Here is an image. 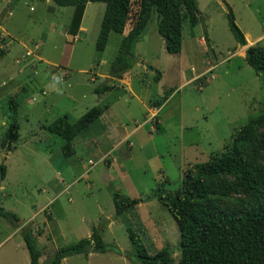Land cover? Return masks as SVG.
Instances as JSON below:
<instances>
[{"label": "rangeland", "instance_id": "1", "mask_svg": "<svg viewBox=\"0 0 264 264\" xmlns=\"http://www.w3.org/2000/svg\"><path fill=\"white\" fill-rule=\"evenodd\" d=\"M225 3L243 36L246 34L242 46L228 30ZM196 5L199 20L191 28L182 22L178 53L164 50L155 30L154 14L148 19L143 38L132 44L134 63L138 62L134 70H147L145 81L138 85L143 92L135 93L144 98L148 92L149 107L159 101L157 115L152 109L145 121L146 110L138 98L124 92L114 80L101 79L110 76L109 64L120 38L110 32L103 51L96 56L94 40L103 3L88 2L81 19L84 31L69 36L66 27L71 6L43 0H0V142L13 115L18 132L15 141L0 147V163L4 166L0 206L17 217L14 222L0 216V264H29L22 227L32 230L41 264L57 248L85 237L83 228L71 229L77 225L71 210L98 219L89 223L90 231L98 232L106 250L70 255L59 264H140L126 222L149 254L166 247L171 263L178 264V229L155 195L175 190L187 169L195 170L225 152L234 130L256 116L264 104L261 76L244 60L248 46L264 48V0H196ZM246 38L254 42L248 43ZM148 70L162 73L158 94V73ZM195 73L199 74L194 81H185ZM56 75H62L63 84L55 83ZM102 84L115 87L98 96L93 89ZM57 87L63 88L62 94L56 93ZM105 104L111 107L115 125L109 145L102 152L87 147L86 142H92L98 130L96 123L90 133L73 139L75 154L64 157L62 140L48 134L45 126L62 115L74 121L90 107ZM13 105L16 113L11 111ZM132 129L114 153L101 156ZM112 157L117 158L113 169L109 165ZM254 162L264 166V154ZM52 168L59 172L57 177ZM76 170L83 171L72 181ZM53 177L64 180L63 186H67L62 194L66 218L53 205L40 208L51 195V185L56 182ZM226 179L232 181L233 177ZM114 190L137 199L132 209L120 216L115 215L111 201ZM234 198L244 204L250 201L241 190L214 197V201L238 208ZM49 209L51 220L44 221L43 213ZM33 213L35 216L30 217ZM108 214L115 216L111 226H107ZM37 225L43 231L39 237L34 233L38 229L33 231Z\"/></svg>", "mask_w": 264, "mask_h": 264}, {"label": "trees", "instance_id": "2", "mask_svg": "<svg viewBox=\"0 0 264 264\" xmlns=\"http://www.w3.org/2000/svg\"><path fill=\"white\" fill-rule=\"evenodd\" d=\"M57 6H71L72 13L66 33L74 36L81 21L87 2L103 3L98 31L94 40V51L98 57L103 51L109 32L122 33L125 25L129 29L121 37L118 49L109 64L108 74L120 78L134 64L132 44L146 28L151 14L156 17L155 29L163 40L166 53L176 54L181 47V25L187 22L193 27L199 20L196 0H50ZM225 18L235 42L242 46L245 39L234 22L231 8L225 3ZM244 60L252 70L261 76L264 83V48L258 44L248 46ZM156 74L155 79H158ZM111 86L101 85L93 89L100 93ZM165 98V96L163 97ZM154 101V106H159ZM15 105V103H14ZM11 111L16 113L15 106ZM103 111V107L92 106L74 121L65 115L58 116L45 126V131L62 140L61 154H73L72 141L77 136L90 133ZM156 129L160 126L156 124ZM18 137L15 116H12L0 147ZM231 144L219 157L210 158L197 169H187L179 186L165 193H157L156 199L167 209L179 233L178 264H264V166L254 162L264 154V104L260 112L248 118L231 135ZM0 175L4 166L0 163ZM233 177L232 181L226 179ZM241 190L250 198L246 204L237 200L238 208L223 207L214 197ZM114 213L120 216L132 209L137 199L128 197L119 190L111 193ZM0 216L10 221L17 217L0 206ZM125 229L131 244L135 247L140 264H172L170 250L161 248L154 254L138 244L130 223ZM89 237L57 248L44 264H59L61 259L74 254L87 255L89 251L103 252L106 244L98 232L92 229ZM21 236L28 252L29 264L38 261L39 250L29 228H21Z\"/></svg>", "mask_w": 264, "mask_h": 264}, {"label": "crops", "instance_id": "3", "mask_svg": "<svg viewBox=\"0 0 264 264\" xmlns=\"http://www.w3.org/2000/svg\"><path fill=\"white\" fill-rule=\"evenodd\" d=\"M40 1H42V0H40ZM43 1H45L46 3L48 2V3H50V1L49 0H43ZM88 3V2H87ZM87 3L85 4V7H84V11H83V14H84V12H85V8H86V5H87ZM50 5V4H49ZM83 14H82V16H83ZM81 19H82V17H81ZM154 21L156 22V17H155V19H154ZM154 26H155V23H154ZM182 26V25H181ZM128 29H129V24L127 23L126 25H125V27H124V29H123V31H122V33H118L119 34V36H120V38H119V40L121 39V37L123 36V35H125L126 34V32L128 31ZM146 29V28H145ZM145 29H144V31H143V33L140 35V37L135 41V42H138V41H140L142 38H143V35H144V32H145ZM156 30V29H155ZM78 31L79 32H83L84 31V28L81 26V21H80V24H79V27H78ZM2 32H4V30L2 29ZM110 33V32H109ZM114 33V32H113ZM67 34V33H66ZM68 35V34H67ZM157 35L159 36V34L157 33ZM70 36V35H69ZM246 36V34L244 33V37ZM261 36H258L256 39H258V38H260ZM159 38H160V40L162 41V43H163V40H162V38L159 36ZM245 39V38H244ZM246 40H247V38H246ZM134 42V43H135ZM201 42H202V40H201ZM251 42H254V41H250L249 43H251ZM181 43H182V36H181ZM138 64V62H135L133 65H132V67L129 69V70H127L126 72H124L122 75H121V77L120 78H116V77H112V76H108V75H104L103 76V78H101V79H108V78H110L111 80H114L115 82H117L119 85H121V87L120 88H122L123 89V91L124 92H128L131 96H135L136 98H138L139 99V101H140V103H141V105L145 108V110H146V112H145V116L144 117H146V119H145V121L148 119L149 120V117H151V115H152V113H153V110L152 109H155V112H156V115H157V109H158V107L159 106H154L153 105V107H149L148 106V92H147V94H145V97L143 98H141V97H139L135 92H139V90L141 91V92H143L142 90H141V88L138 86L139 85V83L140 84H142L144 81H145V78H146V74H147V70H134L135 69V67H136V65ZM141 64V63H140ZM143 66H145L144 64H142ZM149 66H151V65H149ZM154 68V67H153ZM150 73H158V79L156 80V82H155V84H156V88H155V91H156V93L155 94H158L157 93V91L158 90H160L159 88L157 89V86L158 85H160V83H161V81H162V73H161V71L160 70H148ZM205 71H207V70H200L199 71V73H203V72H205ZM199 73H195V74H192L187 80H185V81H194L197 77H198V74ZM98 76H100V74L98 73ZM102 85H104V84H102ZM105 85H108V86H111L110 87V89H112V88H114L115 86V84L114 85H111V84H105ZM123 85V86H122ZM110 89H107V90H104V91H102V92H100V93H96L98 96H100L101 94H104V93H106L107 91H109ZM154 91V92H155ZM95 93V92H94ZM147 100V101H146ZM109 111H111V107L110 106H108V104H105V105H103V112L100 114V116L98 117V120H97V128H98V130L96 131V135L92 138V142L90 141V142H86V144H87V147L88 148H93V149H96L98 152L100 151V152H102V148L104 147V146H106L107 144L109 145V142H110V137L112 136V133L114 132V130H115V125H114V118H111L110 116H113L114 117V115H110V112ZM103 115H105V118H104V116ZM110 119V120H109ZM96 123H95V125H96ZM137 126V125H136ZM135 126V127H136ZM150 128V127H149ZM133 130L134 129H132L131 131H129V132H124L123 133V135H122V137L117 141V142H115L111 147H108V149L101 155V156H103V155H105V154H107V155H109V153H114V150L119 146V144H120V141L121 140H123V139H125V138H127L132 132H133ZM131 144V143H130ZM82 146H83V148H85V149H87V147L86 146H84V144L82 143L81 144ZM81 148V147H80ZM82 149V148H81ZM73 154H75L74 152H73ZM101 158V157H100ZM111 160V162H110V167L112 166V169L114 168L113 167V162H115V160H117V158H115V159H113V157H112V159H110ZM108 165V166H109ZM87 167H84V169H86ZM80 171H83V170H80ZM80 171H78V170H76V171H74V179L72 180V181H75L79 176H80V174H79V172ZM89 171V170H88ZM88 171H87V173L84 175V178H85V180H87L88 179ZM51 172L53 173V175H54V177H57V175L56 174H59V172L58 171H56V170H54L53 168L51 169ZM51 173V174H52ZM53 177V178H54ZM51 180H53V179H51ZM54 180H56L55 178H54ZM64 180H56V182H54L52 185H51V187H52V189L53 190H51V195L47 198V200H46V202L42 205V206H40V208H42L44 205H46L47 207L48 206H51L52 207V205H53V207L55 206L59 211H61V213L63 214V218H66L67 216V205L65 204V202L63 201V196H62V194H63V192L65 193L66 191H67V186H63L64 185ZM59 184V185H58ZM105 186V185H104ZM86 187H90V185L89 184H87V186ZM66 200V202L68 203V204H70L69 203V201H67V199H65ZM70 213H71V217L74 219V221H76V224L77 225H73L72 226V230H75L76 229V227H81V228H83L84 229V232H85V237H89L90 236V234H91V231H90V227H89V223L90 224H94L98 219H96L95 217H92V218H90V216H83V215H79L78 213H76L75 211H73V210H71L70 211ZM44 215H45V218H44V221H45V219L46 220H51V211H50V209L49 210H47V212H44L43 213ZM43 215V216H44ZM33 216H35V213H33L30 217H33ZM114 217L115 216H111V215H105V218H107V226H111L112 224H113V221H114ZM86 218H90V219H88V220H86ZM92 222V223H91ZM78 227V228H79ZM36 229H38V230H36ZM34 230H36V232H34L35 233V235L37 236V237H39L40 236V234H42L43 233V231H42V229L37 225L34 229H33V231ZM32 231V230H31ZM83 238V237H82ZM40 253V252H39ZM39 257H40V254H39ZM39 257H38V259H39ZM65 259V257L64 258H62L61 259V261H63ZM39 261V260H38Z\"/></svg>", "mask_w": 264, "mask_h": 264}, {"label": "clouds", "instance_id": "4", "mask_svg": "<svg viewBox=\"0 0 264 264\" xmlns=\"http://www.w3.org/2000/svg\"><path fill=\"white\" fill-rule=\"evenodd\" d=\"M53 79L55 81L56 84L60 85V84H63V77L62 75H56V76H53ZM55 91L56 93L59 95V94H62L63 93V88L61 87H57L55 88Z\"/></svg>", "mask_w": 264, "mask_h": 264}, {"label": "bare ground", "instance_id": "5", "mask_svg": "<svg viewBox=\"0 0 264 264\" xmlns=\"http://www.w3.org/2000/svg\"><path fill=\"white\" fill-rule=\"evenodd\" d=\"M248 41V43L250 42V40H247Z\"/></svg>", "mask_w": 264, "mask_h": 264}, {"label": "water", "instance_id": "6", "mask_svg": "<svg viewBox=\"0 0 264 264\" xmlns=\"http://www.w3.org/2000/svg\"><path fill=\"white\" fill-rule=\"evenodd\" d=\"M0 179H1V175H0Z\"/></svg>", "mask_w": 264, "mask_h": 264}]
</instances>
